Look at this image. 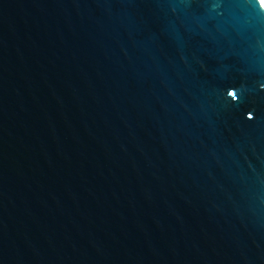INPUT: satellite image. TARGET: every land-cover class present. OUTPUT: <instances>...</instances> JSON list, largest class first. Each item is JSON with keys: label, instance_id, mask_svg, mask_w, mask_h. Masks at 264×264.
I'll use <instances>...</instances> for the list:
<instances>
[{"label": "water", "instance_id": "1", "mask_svg": "<svg viewBox=\"0 0 264 264\" xmlns=\"http://www.w3.org/2000/svg\"><path fill=\"white\" fill-rule=\"evenodd\" d=\"M0 264H264L258 0H0Z\"/></svg>", "mask_w": 264, "mask_h": 264}, {"label": "snow or ice", "instance_id": "2", "mask_svg": "<svg viewBox=\"0 0 264 264\" xmlns=\"http://www.w3.org/2000/svg\"><path fill=\"white\" fill-rule=\"evenodd\" d=\"M259 6L264 8V0H258Z\"/></svg>", "mask_w": 264, "mask_h": 264}]
</instances>
